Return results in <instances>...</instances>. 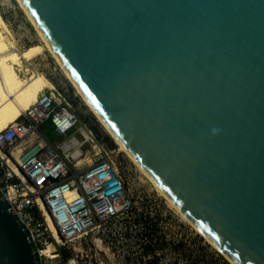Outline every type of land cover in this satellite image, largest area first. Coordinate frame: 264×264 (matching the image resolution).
Returning <instances> with one entry per match:
<instances>
[{"label": "water", "instance_id": "95a60500", "mask_svg": "<svg viewBox=\"0 0 264 264\" xmlns=\"http://www.w3.org/2000/svg\"><path fill=\"white\" fill-rule=\"evenodd\" d=\"M96 110L235 264H264V0H23ZM0 264H41L0 190Z\"/></svg>", "mask_w": 264, "mask_h": 264}, {"label": "built area", "instance_id": "2783aa9c", "mask_svg": "<svg viewBox=\"0 0 264 264\" xmlns=\"http://www.w3.org/2000/svg\"><path fill=\"white\" fill-rule=\"evenodd\" d=\"M61 96L56 88H44L0 130V190L10 212L29 230L41 264H66L63 240L77 239L134 208L107 152L97 153L84 168L72 159L67 136L79 130L80 119ZM48 125L61 141L48 138Z\"/></svg>", "mask_w": 264, "mask_h": 264}, {"label": "rangeland", "instance_id": "374dc122", "mask_svg": "<svg viewBox=\"0 0 264 264\" xmlns=\"http://www.w3.org/2000/svg\"><path fill=\"white\" fill-rule=\"evenodd\" d=\"M61 66L18 0H0V90L18 88L37 73H44L60 92L61 98L77 113L80 119L78 125L83 126L91 136L81 148L86 160L79 165L80 168L86 167L89 164L87 160L91 162L97 153L107 152L125 179L134 207L140 210L146 204L152 212H160L163 216L158 225L159 237L151 244L134 236L139 231L137 225L127 231L126 224L132 216L130 210L118 220L105 223L77 239L63 240L60 246L63 253H67L66 264H219L220 258L211 249L202 248L197 235L233 264L214 243L183 218L121 149ZM43 89L41 84H37L29 90V107L34 93ZM94 128H98L99 133ZM44 132L51 140H62L50 125ZM106 134L113 139L114 146L104 139ZM70 136L72 134L67 137ZM74 136L80 141L85 140L79 130Z\"/></svg>", "mask_w": 264, "mask_h": 264}, {"label": "bare ground", "instance_id": "6f19581e", "mask_svg": "<svg viewBox=\"0 0 264 264\" xmlns=\"http://www.w3.org/2000/svg\"><path fill=\"white\" fill-rule=\"evenodd\" d=\"M20 3L21 7L27 14V16L30 18L32 21L33 25L38 29L40 32L41 36L47 43L49 49L51 52L54 54V56L57 58L58 62L62 65L61 67L64 68L66 71L67 75L69 78L72 80L78 91L81 93V95L84 97L86 102L89 104L91 109L94 111V113L97 115V117L100 119V121L103 123V125L106 127V129L111 133V135L116 139L117 143L120 145L121 149L125 151L131 158L132 160L140 167V169L148 176V178L153 182V184L156 186V188L159 190V192L167 198L169 203L173 205L174 208H176L181 215L183 216L184 219H186L188 222H190L194 227H196L199 232L200 229L192 222L188 216L166 195L164 190L153 180V178L148 174V172L143 168V166L138 162V160L131 154V152L128 150V148L125 146V144L116 136V134L113 132V130L110 128V126L105 122V120L102 118V116L99 114V112L96 110L95 106L92 104L88 96L85 94L84 90L81 88V86L78 84L76 81L75 77L73 74L70 72L62 58L59 56L47 36L44 34L40 26L37 24L36 20L33 18L31 12L28 10L26 4L24 3L23 0H18ZM37 84H41L44 88H52L54 89L55 86L54 84L50 81V79L42 72L37 73V75L31 77L25 84L18 88H11V87H6L0 90V130L4 128L8 123L13 122L14 120L17 119V117L22 114L23 111L27 110L29 108V103H28V95H30L29 90L31 88H34ZM38 93H34L32 97V102L30 106L34 103L36 100ZM14 118V120H13ZM79 131L83 134L84 138L86 139L85 141H80L78 138H76L74 135L70 136L71 141H67V146L69 147V151L71 153L72 159L74 161H77L78 164H82L83 161L86 159L83 158L84 152L82 151V146L88 142L91 139L90 134L88 131L83 127L79 126ZM93 139V138H92ZM87 162H90V160H87ZM47 220L49 222V225L51 227V230L54 232L56 231V227L54 226L51 218L47 215ZM202 233V232H201ZM203 234V233H202ZM204 235V234H203ZM207 238V237H206ZM208 239V238H207ZM209 240V239H208ZM211 241V240H210ZM54 246L50 244L49 246V251L53 250ZM226 257L233 263L234 261L226 255Z\"/></svg>", "mask_w": 264, "mask_h": 264}, {"label": "trees", "instance_id": "16d2710c", "mask_svg": "<svg viewBox=\"0 0 264 264\" xmlns=\"http://www.w3.org/2000/svg\"><path fill=\"white\" fill-rule=\"evenodd\" d=\"M96 133H99L98 128H94ZM104 139L108 142H110L111 146H114L113 139L106 134L104 136ZM132 216H130V221L126 224L127 231L133 230V226H136L139 228V231H136L134 236L140 239L141 241L145 239L143 242L148 241L150 244L153 242V240L157 239L159 236V221H161L163 216L160 212H152L149 207L144 204L143 207L138 210L135 207L130 210ZM127 233V232H126ZM129 233V232H128ZM137 233V235H136ZM197 240L200 243V246L202 248H209L212 250L213 254L220 258L221 262L219 264H231L229 261H227L222 255H220L217 251H214L210 244L206 243L204 241V238L200 235H197ZM67 253H64V258L67 259ZM177 264V263H176Z\"/></svg>", "mask_w": 264, "mask_h": 264}, {"label": "crops", "instance_id": "0c3cea01", "mask_svg": "<svg viewBox=\"0 0 264 264\" xmlns=\"http://www.w3.org/2000/svg\"><path fill=\"white\" fill-rule=\"evenodd\" d=\"M31 102H32V98H31ZM31 102H30V104H31ZM13 120H14V118H13Z\"/></svg>", "mask_w": 264, "mask_h": 264}]
</instances>
